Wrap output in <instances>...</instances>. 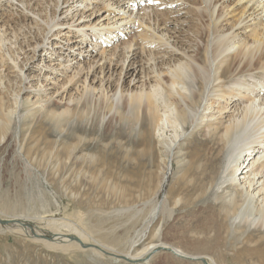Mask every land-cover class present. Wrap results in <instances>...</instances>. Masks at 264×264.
<instances>
[{"label": "bare ground", "instance_id": "1", "mask_svg": "<svg viewBox=\"0 0 264 264\" xmlns=\"http://www.w3.org/2000/svg\"><path fill=\"white\" fill-rule=\"evenodd\" d=\"M164 14L170 19L162 25ZM4 69L17 72L16 105L26 100L41 112L49 105L69 115L95 101L109 104L112 116L150 118L168 172L185 134L205 129L200 146L214 149L193 166L195 177L185 189L197 194L188 199L190 206L201 208L209 198L214 204L196 213V231L219 233L231 225L253 228L264 239V0H0L1 85ZM9 74L8 86L14 83ZM149 138L140 145H149ZM167 181L165 174L155 196ZM167 213L166 199L152 207L143 231L158 232L155 223ZM55 235L63 236L58 239L65 246L36 241L49 249L89 252L92 263L109 256L115 264L132 263L167 248L200 258L160 242L142 255L124 256L102 245L110 251L103 255L76 229ZM73 237L92 248H81Z\"/></svg>", "mask_w": 264, "mask_h": 264}, {"label": "rangeland", "instance_id": "2", "mask_svg": "<svg viewBox=\"0 0 264 264\" xmlns=\"http://www.w3.org/2000/svg\"><path fill=\"white\" fill-rule=\"evenodd\" d=\"M96 7L102 9L103 5ZM169 19L164 14L161 24ZM19 61L24 62L23 55ZM37 64L42 65L36 62L35 67ZM11 71L4 69L3 84L0 82V222L14 223H0L4 232L0 234V264H115L112 256L92 263L86 255L89 252L72 246L65 251L49 249L36 241L63 244L59 240L63 236L55 232L69 234L72 229L117 256L142 255L149 245L160 242L213 264H264V239L253 228L235 230L229 225L231 230L225 227L219 233L196 231V213L208 210L204 205L214 204L209 198L201 208L190 206L188 199L197 194L185 189L195 177L193 166L202 165L214 149L210 144L200 146L207 140L205 129L185 134L182 152L170 157L168 172V158L150 118L124 117L123 112L112 116L109 104L95 101L71 110L70 116L62 107L47 105L41 112L26 100L16 105L12 95L19 91L20 81L14 76L17 72ZM7 74L14 81L11 87ZM36 74L38 71L30 75ZM144 138H149V145H140ZM165 174L168 181L155 196ZM166 199L170 213L165 220L156 221L158 232L145 233L150 210ZM20 230L23 232L17 234ZM148 258L142 255L132 263L121 260L116 264H203L168 251Z\"/></svg>", "mask_w": 264, "mask_h": 264}, {"label": "water", "instance_id": "3", "mask_svg": "<svg viewBox=\"0 0 264 264\" xmlns=\"http://www.w3.org/2000/svg\"><path fill=\"white\" fill-rule=\"evenodd\" d=\"M0 223H3V224H12V223H14V221L13 222H3V221H1ZM70 240L71 241H73V242H76L77 244H79L80 246H81V248H83V249H86V250H88L89 248H92V247H90V246H85L82 242H81V240H79L78 238H70ZM98 249V251L99 252H101V254H103V255H107L108 253L107 252H105V250H103V249H101V248H97ZM159 251H168V252H170V253H172L173 255H175L174 254V252L171 250V249H160V250H157L156 252H153L150 256H149V258L148 259H150L153 255H155V254H157ZM176 257H178V258H181V259H186V260H190V261H199V262H202L203 264H208V262L206 261V260H200V258L199 259H192V258H184V257H181V256H177V255H175ZM118 259H120V258H118ZM121 259H125V258H123V257H121Z\"/></svg>", "mask_w": 264, "mask_h": 264}]
</instances>
